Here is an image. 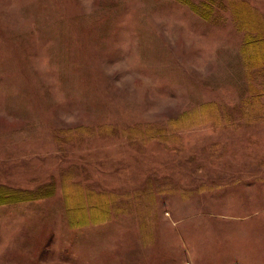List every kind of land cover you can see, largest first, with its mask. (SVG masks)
Returning <instances> with one entry per match:
<instances>
[{"label": "rangeland", "instance_id": "374dc122", "mask_svg": "<svg viewBox=\"0 0 264 264\" xmlns=\"http://www.w3.org/2000/svg\"><path fill=\"white\" fill-rule=\"evenodd\" d=\"M221 1L0 0V264L264 258V0Z\"/></svg>", "mask_w": 264, "mask_h": 264}, {"label": "crops", "instance_id": "0c3cea01", "mask_svg": "<svg viewBox=\"0 0 264 264\" xmlns=\"http://www.w3.org/2000/svg\"><path fill=\"white\" fill-rule=\"evenodd\" d=\"M244 222V230H245V234H246V238L244 241H248V242H251L252 243V240L254 239L253 237L255 235H251V231H250V228L253 227L255 228L254 226L255 225H252V226H247V224L245 223V221L243 220ZM261 223H264V218L263 220H261L260 222H258V227L261 225ZM237 225H240V228H242V224L240 223H237ZM250 238H253L251 241L249 240ZM257 239H260V237H258ZM243 241L242 239L240 240L239 239V242ZM255 243H260L259 241L256 240ZM238 261L235 263V264H264V258H258L259 256H257V254H255L253 252V250H251V248H246L245 249H242V250H238ZM242 258V260H240Z\"/></svg>", "mask_w": 264, "mask_h": 264}, {"label": "trees", "instance_id": "16d2710c", "mask_svg": "<svg viewBox=\"0 0 264 264\" xmlns=\"http://www.w3.org/2000/svg\"><path fill=\"white\" fill-rule=\"evenodd\" d=\"M216 2H219V3H222V1L221 0H215ZM193 2V1H192ZM234 2V0H230V2L229 3H233ZM242 2H245L244 0H242ZM197 3H195V2H193L192 3V5H194V6H192L193 7V9L194 10H197V8H198V5H196ZM233 4H235V3H233ZM0 197H4V194H6L7 192H5V188L3 187V186H0Z\"/></svg>", "mask_w": 264, "mask_h": 264}]
</instances>
